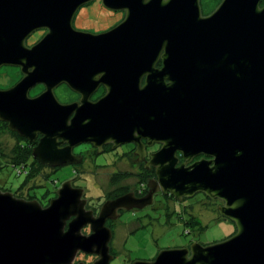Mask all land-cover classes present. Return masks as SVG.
I'll use <instances>...</instances> for the list:
<instances>
[{
    "label": "water",
    "instance_id": "1",
    "mask_svg": "<svg viewBox=\"0 0 264 264\" xmlns=\"http://www.w3.org/2000/svg\"><path fill=\"white\" fill-rule=\"evenodd\" d=\"M93 1L0 0V67L23 75L0 89V122L35 144L31 157L50 168L77 165L72 150L82 143L131 142L137 127L150 145L161 144L149 162L156 180L145 199L106 201L96 219L84 211L73 180L46 207L0 191V264H84L74 263L78 253L109 264L105 220L149 205L157 190L178 201L199 193L221 201L218 212L235 233L132 264H264L263 0H222L207 17L199 0H100L124 11L123 20L99 34L76 30L75 14ZM39 30L47 32L27 47ZM39 84L44 91L29 97ZM61 84L80 95L79 103L58 102ZM99 84L105 95L89 102Z\"/></svg>",
    "mask_w": 264,
    "mask_h": 264
},
{
    "label": "rangeland",
    "instance_id": "2",
    "mask_svg": "<svg viewBox=\"0 0 264 264\" xmlns=\"http://www.w3.org/2000/svg\"><path fill=\"white\" fill-rule=\"evenodd\" d=\"M97 1L79 10L74 28L96 33L107 30L119 21V14L109 15ZM38 34L35 33L28 42L36 39ZM20 75L19 70L13 67L1 68L0 89L14 86ZM43 91L42 86H35L28 96L32 98ZM54 95L61 104L70 103L74 99V93L63 85L54 89ZM20 141L21 138L0 123L1 192H10L17 198L29 201L36 199L44 205L52 200L53 194L63 182L75 178L77 184L85 189L86 197H92V202L96 201L95 197L107 195L116 188L124 186L129 190L136 186L135 173L139 171L138 168L95 167L89 158L78 169L67 166L53 172L51 168H43L35 163L30 170L27 165L24 169L21 167V173H18V164L29 151L27 147L20 148L23 147V144L19 146ZM185 202L191 206L190 210L173 209L169 199L158 198L156 208L136 211L128 216L129 223L114 225L115 238L111 247L116 255L109 264L151 261L162 250L189 247L193 242L210 245L224 241L235 233L234 223L219 214V203H214L203 194H195ZM121 221L127 222V218ZM85 259L84 256H77L75 262H83Z\"/></svg>",
    "mask_w": 264,
    "mask_h": 264
},
{
    "label": "flooded vegetation",
    "instance_id": "3",
    "mask_svg": "<svg viewBox=\"0 0 264 264\" xmlns=\"http://www.w3.org/2000/svg\"><path fill=\"white\" fill-rule=\"evenodd\" d=\"M221 1L222 0H199L198 4H199L201 17H207V16L211 15L215 11V9L219 6ZM97 2L101 3L100 0H98ZM90 4L81 7L79 10L90 6ZM263 4H264V0L260 3V7ZM103 8L106 10L105 12L108 13L109 15L116 13V14H119L121 17H120L118 22H115L107 30L99 31L96 33L93 32V34L103 33V32H106V31L112 29L113 27L118 25L124 18V15H125L124 11H111V10L105 8L104 6H103ZM79 10L77 11V13L79 12ZM77 13L75 14L74 19H73V27H74V23L76 20L75 17L77 15ZM79 31L88 32L87 30H82V29ZM46 32H47L46 30L35 31L26 39L25 45L27 47H31ZM35 33H39L37 35V38L32 40L31 42H28L29 39ZM3 67H9V66H3ZM3 67H0V69ZM13 68L18 69L20 74H21V71L18 67H13ZM161 68H162V64L160 61L154 65L155 70H161ZM22 77H23V75L21 74L18 81H20ZM146 77H147L146 74H142L138 77L139 82H140V87L144 86V84L146 82ZM61 85L67 87V85H65V84H61ZM36 86H42L43 87V85H41V84L36 85ZM1 90H5V88H2ZM71 92H73V91H71ZM73 93H74V99L70 103H74V102L79 103L80 95L75 93V92H73ZM105 93H106L105 86L103 84H99L97 89L94 91V93L89 97L88 101L95 103V102L99 101L105 95ZM65 104H69V103H65ZM2 124H5V123H2ZM6 127H7V125H6ZM138 131H139V129L136 127V132L132 136L133 141H131V142L117 143L113 139H106L100 146H97V147H94V145H92L90 143H82V144L78 145L77 147L73 148V150H72L73 155L76 156L77 157L76 159H78L80 161L77 165H73L74 168L81 166L89 158V161L95 167L128 166L131 168L135 167V168L139 169V171L135 173V176L137 178L136 186H134L132 189H129V190L126 189L124 186L116 188L115 190L109 192L107 195H104V196L99 195V196L95 197V199H96L95 202L91 201L92 197L91 198L86 197V191H85V189H82V187H80L77 184V180H76L77 178L71 179V180H73L71 182V186L73 188H81L83 190L82 199L86 201L85 206H84V209H85L84 211L88 214V216H91L93 219H96L98 217L100 208L103 205V203H105L106 201L114 200V199L121 197L123 195L130 194L131 198L133 199L132 201L136 202V200L145 199L151 193V189L148 187V184H150L152 181L156 180V175H155L154 167L149 162L151 161V156L160 150L161 144L153 142L150 145L148 138L143 136L144 134L142 133V131H140V132H138ZM134 138L137 141H134ZM34 146H35V144H33V143H29V145H28V147H31V149ZM176 157L179 160L178 163L181 164L183 162L181 155L179 153H176ZM201 158H203L202 155L194 158L192 160V162L197 161ZM206 159H209V158H206ZM42 167H47V166H42ZM48 168L50 169V167H48ZM58 169H60V168H51V170L53 172L55 170H58ZM199 194H201V193H199ZM162 197L166 198L167 200L169 199L171 201L173 209H179V208H182L183 210H190L191 209V206L189 205V203L185 202L188 198L184 197L178 201L171 194H169V193L163 194L161 190H157L153 194V196L150 198V201H149L150 204L149 205L144 206V207H134V208L130 209L129 211L121 210L118 212L119 215H118L117 219L107 218L105 220L104 226L111 231V240H110L108 246H109V254L112 257V259L116 255V253L114 252V250L111 247L112 246L111 243H112L113 239L115 238V229H114L115 227H114V225H116L117 223H123L124 225L129 223L128 222V216L130 214L136 212V211L145 210L147 208H156L155 205H156L158 198H162ZM53 198H55V193L53 194ZM209 200H211V199H209ZM211 201H214V203H219V205H222V202L219 200L213 199ZM47 205L48 204H46L45 206H42V207H46ZM125 217L127 218V222L121 221V219L125 218ZM69 221L66 223V225L69 223ZM136 231L137 230H135L132 233H129L130 234L129 236L134 234ZM81 234L84 236H87L90 234V225L89 224H87L85 227L82 228ZM127 235H128V232H127ZM77 256H80V257L84 256L86 258L83 261L84 264H91L92 262H94L98 259L97 256L85 255L82 253H78ZM77 256H76V258H77ZM112 259H111V261H112ZM74 263H79V261L76 260V262H74ZM132 263L133 262H130L128 264H132Z\"/></svg>",
    "mask_w": 264,
    "mask_h": 264
},
{
    "label": "trees",
    "instance_id": "4",
    "mask_svg": "<svg viewBox=\"0 0 264 264\" xmlns=\"http://www.w3.org/2000/svg\"><path fill=\"white\" fill-rule=\"evenodd\" d=\"M23 144V147H21L20 145ZM29 145V142H27L26 140L22 139L21 138V141L19 142V146L20 148H24V147H27V149H29V151H27V155H23L22 156V159H21V162L18 164L20 166V168H18V173H21L20 169L22 167V169L25 168V166L27 165L29 167V170L32 168V166L36 163V161H34V159L31 157V147H28ZM37 164V163H36ZM39 165V164H38ZM44 168V167H43ZM57 171V170H55ZM22 196V194H20ZM16 196V195H15ZM20 196V197H21ZM18 197V196H17ZM53 197V196H52ZM28 198H33V197H28ZM35 199V198H34ZM36 200V199H35ZM38 201V200H37ZM39 202V201H38ZM47 204V202H45L44 205L40 204L41 206H45Z\"/></svg>",
    "mask_w": 264,
    "mask_h": 264
}]
</instances>
